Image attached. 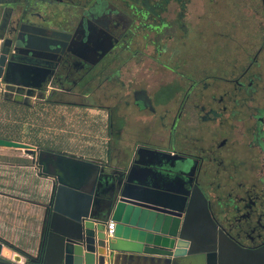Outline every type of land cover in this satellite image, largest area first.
<instances>
[{
  "label": "flooded vegetation",
  "instance_id": "obj_1",
  "mask_svg": "<svg viewBox=\"0 0 264 264\" xmlns=\"http://www.w3.org/2000/svg\"><path fill=\"white\" fill-rule=\"evenodd\" d=\"M5 2L9 5L0 15L1 38L2 34L9 37L11 10L21 8L29 20L19 25L44 30L43 39L57 49L55 53L17 54L16 60L26 63L27 70L9 79L26 86L10 85L8 91L20 88V94L28 92L30 99L42 102L56 97L87 98L88 90L77 89L102 78L116 50L123 52L119 59L124 62L134 57L140 61L137 65L149 61L148 72L141 79L132 78L136 80L132 90L126 79L120 83L125 110L132 107L144 115L134 125L124 115L123 135L127 128L135 129V124H143L141 134L150 125L158 128L150 130L145 141L118 137L117 159L112 165L108 155L107 173L117 176L128 170L139 148L168 156L173 160L169 161L173 166L168 170L170 180L184 182L188 190L195 186L200 190L217 235L264 254V0H225L230 8L222 15L216 9L201 11L200 31L189 44L185 41L190 35V0ZM222 2L207 0L206 4L216 7ZM31 12L39 14L31 16ZM227 15L232 17L227 21L228 32L222 25ZM142 31L148 35H141L144 44L140 47L136 38ZM4 42H0V53ZM147 46L148 57H136L144 55L140 51ZM190 49H197L198 55L192 57ZM187 55L194 66L185 64ZM4 77L2 73V97ZM6 97L12 101L11 95ZM21 105L32 106L31 100ZM112 112L107 109L111 126ZM108 134L113 136L111 131ZM255 260L257 264L259 258Z\"/></svg>",
  "mask_w": 264,
  "mask_h": 264
},
{
  "label": "water",
  "instance_id": "obj_2",
  "mask_svg": "<svg viewBox=\"0 0 264 264\" xmlns=\"http://www.w3.org/2000/svg\"><path fill=\"white\" fill-rule=\"evenodd\" d=\"M7 5L0 0V15ZM9 16V37H0V42L5 40L0 53V77L4 73L6 85L3 97L11 95L13 102L26 104L29 93L19 92L26 85L9 79L27 70L26 63L16 60L17 54L57 49L43 39L44 30L19 25L29 20L21 8L11 10ZM10 85L20 88L10 92ZM0 147L26 150L55 184L42 249L24 255L0 240V264H256L257 257V264H264L262 251L260 256L217 235L200 190L170 180L169 161L173 160L155 150L139 148L130 168L115 176L107 173L106 161L36 151L3 138ZM109 221L114 224L111 235L106 233Z\"/></svg>",
  "mask_w": 264,
  "mask_h": 264
},
{
  "label": "rangeland",
  "instance_id": "obj_3",
  "mask_svg": "<svg viewBox=\"0 0 264 264\" xmlns=\"http://www.w3.org/2000/svg\"><path fill=\"white\" fill-rule=\"evenodd\" d=\"M163 1L167 2V0ZM206 2L207 0H190L188 11L191 13L187 14L191 16L188 21L190 23V35L186 37L185 43L187 44H189V41L194 40L198 31H200L198 17L201 15V11L216 9L218 12L221 11L219 13L222 15L224 14V9L230 8L225 6V0L216 7L209 6ZM231 19L232 17L229 15L222 18V25L227 27L225 29L227 32L230 29L227 21L229 22ZM146 33L142 31L140 36L136 38V42L140 47H143L144 44V39L141 35ZM151 37L152 35H150ZM136 49L133 46V51H136ZM179 49L180 47L176 46L177 54L181 53ZM197 51V49L189 50L192 57L198 55ZM140 52H143L144 55L138 53L136 57H148V54L151 53L150 46L145 49L142 48ZM121 56L124 57L123 52L116 50L112 54L114 59L110 61L109 69L104 72V76L94 79L84 89L81 87L77 89L84 90L83 93L88 90V93L90 92L89 97H56L50 101L46 100L43 102L31 99V105L39 108L36 110H17V107L22 105L4 99L1 94L2 85L0 84V135L7 138L26 140L27 137L31 138L37 132L36 129L30 128L31 125H28L29 127L26 126L27 122L39 121L41 124L42 122L45 124V145L49 151H68L79 156L98 159H104L108 153L113 159L112 164L115 163L119 149L118 137L124 136L129 140L145 141L150 130L154 131L158 128L156 124L148 126L149 130L145 135L141 134L142 132L144 133L143 124L142 126L135 124L134 128L136 130L127 128L126 134L123 135L122 123L124 115L129 118L131 125H134L137 120L144 119V115L138 114L137 110L132 107L125 110L121 103L122 97L119 94L120 83L126 79V84H131L128 90H132L133 83L136 81L133 80L134 77L141 79V76L148 72L149 61H143L142 65H137L140 61L133 60L135 57L131 58L132 60L130 61L124 62L119 59ZM191 56L187 55L188 60L185 62L189 67L194 66L195 63ZM125 68H129V72L125 71ZM128 79L130 80L127 81ZM10 109L13 111L12 114L7 112L11 111ZM107 109L113 111L111 117L112 126L109 125ZM109 131L113 133V136H109Z\"/></svg>",
  "mask_w": 264,
  "mask_h": 264
},
{
  "label": "crops",
  "instance_id": "obj_4",
  "mask_svg": "<svg viewBox=\"0 0 264 264\" xmlns=\"http://www.w3.org/2000/svg\"><path fill=\"white\" fill-rule=\"evenodd\" d=\"M37 108L22 105L17 110ZM10 110L7 112L12 114ZM28 125L37 130L31 138L19 140L2 135L0 138L31 145L36 151H49L45 145V124L34 121L27 122ZM50 151L85 160L98 159L68 151ZM108 155L98 160L106 161ZM54 193V179L41 172L35 157L24 149L0 147V240L24 255H35L40 251L43 247L47 208L53 202Z\"/></svg>",
  "mask_w": 264,
  "mask_h": 264
},
{
  "label": "built area",
  "instance_id": "obj_5",
  "mask_svg": "<svg viewBox=\"0 0 264 264\" xmlns=\"http://www.w3.org/2000/svg\"><path fill=\"white\" fill-rule=\"evenodd\" d=\"M113 227H114L113 222L109 221V222L107 223V227H106V233H107L108 235H111V234H112V232H113Z\"/></svg>",
  "mask_w": 264,
  "mask_h": 264
},
{
  "label": "trees",
  "instance_id": "obj_6",
  "mask_svg": "<svg viewBox=\"0 0 264 264\" xmlns=\"http://www.w3.org/2000/svg\"><path fill=\"white\" fill-rule=\"evenodd\" d=\"M45 226H46V222H45ZM12 248V247H11Z\"/></svg>",
  "mask_w": 264,
  "mask_h": 264
}]
</instances>
